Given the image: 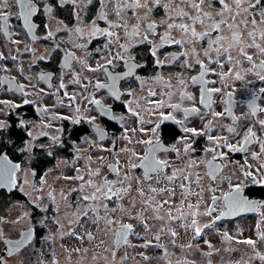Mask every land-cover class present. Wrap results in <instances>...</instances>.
Listing matches in <instances>:
<instances>
[{
  "label": "flooded vegetation",
  "instance_id": "1",
  "mask_svg": "<svg viewBox=\"0 0 264 264\" xmlns=\"http://www.w3.org/2000/svg\"><path fill=\"white\" fill-rule=\"evenodd\" d=\"M48 2L49 0H39L37 7L40 8V5ZM225 2L229 3L231 7H235L232 0H225ZM7 3V8H4L0 3V12L10 14L9 25L13 35L9 38L0 32V53L6 57L5 60L0 61V67L8 69L6 72L0 70V80L5 78L12 80L15 77L12 80L13 85H24L26 95H21L15 90V87L9 91L7 80L0 85V101H10L11 105H20L13 107L10 104L0 103V121L10 125L7 132H0V138H10L13 141L12 147L0 144V149L7 152L14 165H20L15 173V185L0 189V237H2L0 238V264H73V202L83 200V196H91L94 193L95 189L87 184L89 179H92L94 184H99L105 178L108 181H117L122 179L125 174L130 178L128 183L131 185V191L122 199L113 198V200H117L116 202L107 201L108 208L111 210L116 203L120 205V200H147L149 197H154L147 212L135 214L136 217H142V221L149 222L148 230L145 231L143 228V233L135 238L136 244L129 246L130 240L134 237L133 226V231L128 235L127 242H123L119 248L113 244L115 240L113 235L112 244L105 250V264H124L125 251L131 252L126 257L127 264H141V259L145 258L146 254H141L136 258L137 249H143L144 253H147L157 247L151 242L155 240L157 232H163L166 229L170 233L180 231L187 235L188 242L191 239L196 242L193 245H185L186 251L184 250L182 253L183 259L185 258L186 260H184L189 264H222L225 259H230L229 264H264V261L256 257V253L264 255V241L258 235V233L264 234V184L254 183L251 177L243 176L245 170L252 171L257 179L260 178V175H264V173H256V169L264 164V154L260 159L252 158L251 152H259V144L255 141L249 145L247 153H229L227 148H221L219 151L227 153V155L223 159L218 157L214 161L219 166L218 170L214 175L209 174L207 161L212 159L213 153L205 150L215 147V144L208 139V136H223L231 139L232 134L227 131V127L233 124V119L228 114L223 117H214L211 114L212 111L222 112L224 110L226 105L223 101L228 99L227 96L220 93L211 94L212 103L209 108L207 103H200L201 86L192 81V77H199L201 73L200 66L195 63V60L199 58L209 69L205 73V79L215 81V84L209 83L205 86L232 92V114L241 117L237 123H247L243 116L246 113L249 114L251 126L256 132L258 140L264 141V130L257 123L260 119H264V112L258 110L255 115H251V110L246 107L245 103H241L251 99L255 94L258 108H264V94L259 92V89L264 88V81L256 76V69H252L251 72L247 71L252 64H258L260 60L264 59V55L258 48L247 47L250 42L247 32L253 28L250 23L251 18L256 19L258 29H264V25L260 24V12L264 9V0H261V3L255 8L249 9L248 13L241 11L237 17L235 23L238 27L235 30L242 34L244 43L231 49L230 54L233 61L230 62L226 55L218 56L216 52L211 53L212 59H219L220 63H210L204 56L203 50L207 47V40L197 41L195 44H161L160 37L164 35L168 23H192L189 17L196 15L197 10L193 9L190 4H179V0H171L172 8L175 9L178 5L179 9L188 13L186 17L177 16L174 10L169 12L163 7L154 8L148 15V21H154L156 24L154 32L148 33V38L152 43H141L139 39L131 41L133 46L129 48V54L135 57V62L142 67L136 70L135 76L119 83L118 87L122 92L121 102H114L106 89L96 92L92 87L95 79L98 76L104 82L106 77L88 71L87 67L80 63V61H86L87 65L96 67L98 63H104V58L109 54L114 55L120 51L117 47L118 44L127 45L129 43V38L123 29L113 30L118 33L120 39L116 41L113 37L110 47H105L108 40L104 36H90L89 25L93 20H96L101 29H108V21L116 20L111 9H106L108 21L97 19L98 0H93L91 5H87V0H83L78 9L79 20L71 15V5L60 11L56 19L41 15L37 21L41 27L35 32L36 39H33L26 33V30L22 29V21L16 18L20 9L15 0H7ZM164 3H169V0H161V4ZM149 6L151 7V4ZM247 6L248 0H244L242 8ZM221 8L218 0H206L202 5V12H206L213 19L218 20L221 17L216 14ZM127 15L131 17L132 13L129 11ZM169 15L173 19L170 20ZM245 16L249 17L247 25L240 23V20ZM224 18L227 19L228 24L233 23L227 14ZM57 20L63 21L61 27L67 26L66 30L56 32L50 40L42 39L45 35L43 24L49 23L51 30L55 32ZM211 22L205 19L204 25H209ZM204 25L196 24L197 32L206 31L207 28ZM76 28L81 29L83 35L77 36ZM227 30L226 25H222L219 32H212V38ZM141 32H144L143 26ZM170 35L176 40L188 39L184 33L176 29L170 30ZM14 39H19L20 44L12 43L11 41ZM256 43L264 47V39H261L259 35ZM56 44L59 45V50L53 52ZM153 45L159 49L157 57L160 59L163 60L168 54L175 55L177 59L173 62L165 60L163 65H157L154 62L156 57H152L150 54ZM26 47L35 49V54L24 51ZM237 47H243L244 51L253 57L251 63L237 51ZM192 49L194 52L191 51ZM181 53H189V55L184 56ZM41 55L45 56L44 61L37 59L36 63H29L34 56ZM66 55H74L75 58L69 60L70 70L68 68L61 70ZM12 56H16L17 60H11ZM185 60L191 67H182ZM235 61H239V64H236ZM114 63V67L109 66V71L115 73L127 70L123 62L115 61ZM20 68L24 69L23 75ZM230 72L233 78L225 87L221 82L220 74L223 73L227 77ZM237 72L243 77L242 80H235ZM40 73L51 75L48 80L44 81L39 79ZM74 73L79 74L81 84L86 87L71 83ZM26 76L33 77L31 83L25 79ZM61 77L67 85L65 89L59 88ZM85 77L90 78L91 83L84 79ZM156 77H161L162 80L158 81ZM181 79L184 81L183 84L178 82ZM129 90L136 95H126ZM64 92H67L69 96L76 95V100L70 101ZM182 92H187L192 99L182 100L180 95ZM150 93H155V95H150ZM89 94H94L105 105H112L113 113L118 117L123 116V120L117 122L101 116L94 105H89L87 100L83 99ZM205 99L207 100V97ZM25 100L30 103L25 104ZM157 101H163L165 105L179 104L181 108H197L198 113H191L187 118L183 112H173L167 106L162 111L165 115L171 112L176 116V119L184 120L185 126L197 129L201 134L184 133L181 126L171 120H164L161 123L160 111L156 110ZM128 102H131L130 106L139 113L140 118L144 121H152V123L141 125L137 117L127 112ZM137 105L139 107H136ZM77 107L80 109L79 112L76 111ZM93 116L96 117L94 123L105 131L103 139L96 133L93 125L88 122V118ZM75 119H79L80 122L74 123ZM21 120L24 122L23 127L18 126ZM157 123H160V127L154 136L151 129ZM142 126L145 128V132L140 131ZM125 127L128 129L127 139H125ZM132 129H136L134 134ZM238 131L240 137L237 139H240L246 129L238 128ZM157 136L165 148L170 149L175 145L179 149V153L170 150L158 152L157 158L168 161V166L158 175L152 174L150 181H145L144 169L132 168L131 164L139 163L137 157L142 156L148 146L136 141L155 139ZM53 137L56 139L53 140ZM29 142L32 145L31 151L18 150L28 145ZM185 143H190L195 151L185 153ZM132 151L137 153V156H132ZM246 160L247 163H245ZM190 161H195L196 167L188 168ZM109 165H116L119 170L118 174L112 172ZM74 170L80 172L83 179H80L74 186L62 188L60 174ZM97 171L98 175L90 176L91 172ZM174 171L176 177L169 182L165 177L172 175ZM185 175L189 177L188 180L183 179ZM197 175L199 181H197ZM182 183L185 185L184 188H181ZM149 185L156 188L157 191L150 193ZM233 185L241 187L243 189L241 195L257 201L260 206L255 209H239L231 214L221 216L217 220L216 217L220 216L222 211L227 212L222 198L225 193L231 191ZM82 186L83 190L81 191ZM119 186L117 185V187ZM138 187L144 189V196H140L136 191ZM96 195L99 196L100 193H96ZM212 196L218 198L217 203H213ZM60 200L68 201L65 208L62 207ZM166 200L170 203L163 204ZM182 200L181 210L185 214L183 217L176 211L177 207H181ZM157 203L162 205L158 214L152 211ZM189 204L193 207L189 208ZM169 208L172 209V216L180 218L170 220L167 214ZM209 208L214 211L210 215H205L204 213ZM192 212L196 213L195 217L190 215ZM157 215L162 216L163 219H157ZM120 217L121 213L116 216V220ZM193 218L197 220V226L202 229L200 236H196L194 229L188 226L191 225ZM129 220L144 226L141 219ZM117 224L111 225L114 229L112 233L120 226ZM209 224L212 226L204 227ZM152 225L154 226L152 227ZM151 228L154 230L152 231ZM30 229L32 235L26 244L9 254L10 245L5 241L19 240L22 238V234ZM224 233H227L228 237H225ZM87 234L84 237L87 240H93ZM246 239L256 242L255 249L247 244L237 242ZM145 243H148L147 247H143ZM152 253L154 260L148 262L156 264L154 261L160 258L159 254H162V250L157 248Z\"/></svg>",
  "mask_w": 264,
  "mask_h": 264
},
{
  "label": "snow or ice",
  "instance_id": "2",
  "mask_svg": "<svg viewBox=\"0 0 264 264\" xmlns=\"http://www.w3.org/2000/svg\"><path fill=\"white\" fill-rule=\"evenodd\" d=\"M206 2V0H179V4H190V6L193 9L197 10V14L194 16L189 17L192 21L191 24H176V23H168L166 25V31L164 35L160 37L161 44L167 45L169 43L176 44V45H183L184 43H192L195 44L197 41L207 40V47L204 48V56L208 58L210 63H220L219 59L213 60L211 57L212 52H216L218 56L226 55L227 59L232 62L233 58L230 54L231 49L234 46H240L244 43L242 39V34L235 30L238 25L235 23L237 20V17L240 15V12L243 11L244 13H248L249 9L255 8L256 5L261 3V0H248V6L242 8V3L244 0H232V3L235 5V7H231L229 3L225 2V0H218L219 4L222 6L221 10L216 14L217 16L221 17V19H213V17L206 13L202 12V5ZM0 3H2V6L4 8L8 7L7 0H0ZM16 5L19 6V13L17 15V19L22 21V29L26 30V33L31 36L33 39H36L35 32L38 31L41 27L40 23L37 21L39 20L41 15L46 16L50 19H56L57 14L65 10L67 6L71 5V15L79 20L80 18V12L79 8L81 3H83V0H49L48 3H44L40 5V8L37 7V4L39 3V0H15ZM93 3V0H87V5H91ZM99 3V12L97 19L101 21H108V11L106 9H111L112 13H114V16L116 17V20L114 21H108V29H101L96 20H93L91 24L89 25V34L92 37H100L104 36L108 43L105 45V47H110L112 43V38L115 37L116 41H119L120 37L117 32L113 31L114 29H123L125 34L129 38V43L127 45L124 44H118L117 47L120 49V51H117L114 55L109 54L107 57L104 58V63H98L96 67H92L90 65H87L86 61H80L82 65L87 67L88 71L92 73H97L100 75H103L106 77V81L102 82L99 77L95 79V83L92 84V87L95 89L96 92H99L101 89H106L108 92V95L112 98L114 102H121V96L122 92L121 89L118 87L119 83L121 81H124L128 78H131L135 76L136 70L138 68H141L142 66L137 64L135 62V57H132L129 54V48L132 47V39H139L141 43H152L148 38L149 32H154L156 28V24L154 21H148V15L153 11L154 8L157 7H163L166 10L175 11L177 16L186 17L188 16V13L183 12L181 9H179L178 5L175 9L172 8L171 0H169V3L161 4V0H98ZM151 4V7L149 6ZM87 5H85V8H87ZM42 8V11H41ZM132 13V16L129 17L127 15L128 12ZM230 18L233 23L228 24L227 19L224 17L226 16ZM261 20L260 24L264 25V9L260 12ZM9 19L10 14H7L5 12H0V32L4 34L5 37H11L13 34L10 31V25H9ZM169 19H173L171 15H169ZM208 19L212 21L209 25H204V20ZM134 21V22H133ZM240 23L247 25L249 23V17L245 16L242 20H240ZM250 23L253 25V28L251 31L247 32V37L249 39V43L247 44V47H255L258 48L260 53L264 55V47H262L260 44L256 43L257 36L261 39H264V29H258L257 28V21L255 18H251ZM63 24V21L57 20L55 25V32L51 30L49 23H44L43 28L45 31V35L42 37L44 40H50L55 36L56 32H60L62 30H66L67 26H64L63 28L61 25ZM201 24L204 25V27L207 28L206 31L197 32L195 25ZM222 25H226L227 31L223 34L216 35L214 38H212V32L216 31L219 32L221 30ZM144 27V32H141V27ZM176 29L184 33L188 39L186 40H176L170 35V30ZM75 33L77 36L83 35V31L79 28L75 29ZM18 35V34H17ZM14 44L19 45L20 40L14 39L11 41ZM227 44V47L225 45ZM59 50V45L56 44L53 48V52ZM159 49L153 45V47L150 49V54L152 57H156L155 63L157 65H163L165 63V60L169 62H173L177 59V57L173 54H168L165 56V58L162 60L159 57H157V51ZM24 51L32 52L35 54L36 50L32 48L26 47ZM99 51V49H97ZM191 51L194 52V49ZM237 51L242 53L245 58L249 61V63L252 62L253 57L251 55H248L243 47H237ZM181 55L187 56L189 53H181ZM74 55L65 57L63 64L61 65V70L65 68H69V60L74 59ZM6 57L3 53H0V61L5 60ZM39 59L41 61L45 60V56L41 55L38 57L33 58L29 63L34 64L36 63V60ZM50 59V55H49ZM11 60L16 61L17 57L12 56ZM115 61H121L124 65H126L127 70L122 72H111L109 71V66H115ZM195 63L200 66L201 73L199 77H192V81L194 84H199L200 87V103L205 104L207 103L209 108L211 106V94L213 93H220L224 96H227L228 99L224 100L223 103L226 105L224 110L222 112H216L212 111V115L214 117H223L225 114H228L233 119V124L227 127V131L232 134L231 139L229 137H213L211 135L208 136V139L210 141H213L215 144V147L206 149L205 151H210L213 153V157L211 160L207 161V167L209 169V174L214 175L215 172L218 170V165L214 163V161L219 157L223 159L226 157L227 153L219 151L221 148H227L229 153L236 152V153H247L249 149V145H251L254 141L259 144V152H251V156L253 159H260L261 155L264 154V141H260L257 138L256 132L253 130V126H251V121L249 119V114H245L243 116V119L247 122L245 124H238L237 122L241 119V117H236L232 114V108L231 105L233 103V93L232 92H225L221 88L217 87H206V84H215V81H207L205 79V73L209 71L208 67L205 65L204 61L197 58L195 60ZM236 64H239V61H235ZM182 67H191V65L188 63L187 60L184 61ZM223 67V65H221ZM252 69H256V76L261 80L264 81V59L260 60L258 64H252L251 68L247 69V71L251 72ZM0 70L2 71H8L6 67H0ZM21 74L23 75L24 69H19ZM49 73H40L39 79L41 80H48L50 78ZM221 82L224 83L225 87L228 86L229 81L233 78L231 72L227 74V77L225 74H220ZM235 80H242L243 77L239 72L235 74ZM15 77L12 78L14 80ZM26 80L31 83V80L33 77L26 76ZM84 79L88 80L89 83H91V79L88 77H85ZM139 79V77H137ZM158 81L162 80L161 77H156ZM7 78L4 80H0V85H2ZM12 80H7L8 83V90L12 91L13 87H15V90L20 92L21 95H26L24 92V85L22 84H16L13 85ZM179 83L183 84L184 81L181 79L178 81ZM71 83L81 85L82 87H86L81 84V79L78 73L73 74V78L71 80ZM60 89L67 88V85L63 81V77L60 78ZM259 92L264 94V88L259 89ZM65 96H68L70 101L76 100V95H71L67 92H64ZM126 95L133 96L136 95L133 91L129 90ZM150 95H155V93H150ZM181 99H192V97L187 92H182ZM207 97V100L205 99ZM83 99L87 100L89 105H94L96 110L99 112L101 116L107 117L109 120L112 121H122L123 116H117L113 113L112 105H105L102 100L97 99L94 94H89L88 96L83 97ZM0 103L10 104V101H0ZM25 104L30 103V101L25 100ZM241 103H245L246 107L251 110V115H255L257 111L264 112V108H258L257 105V96L253 94L252 98L247 100L246 102L242 101ZM129 106L127 107V112L130 113L132 116L137 117V119L140 121L141 125L144 123H152V121H144L142 118L139 117V113L134 111V109L130 106L131 102H128ZM13 107H19L20 105H11ZM167 106L173 110V112H183L185 118H187L191 113H198V109L193 107L191 109L188 108H181L179 104H168L165 105L163 101H157L156 110L160 111L161 116V123L164 120H171L177 125H180L182 128V131L184 133H192L193 135H200L201 133L194 128H189L185 126L184 120H178L176 119V116L173 115L171 112L165 115L162 111V109ZM136 107H139L137 105ZM79 107L76 108V111L79 112ZM87 111V109H86ZM203 118V117H201ZM67 119V117H65ZM96 117H89L88 122L93 125L94 130L99 135L101 139L105 137V131L102 129L98 124H95ZM74 123H79V119H75L73 121ZM211 123V122H209ZM262 130H264V119H260L257 122ZM19 127L24 126V122L21 120L18 124ZM160 123H157L155 127L151 129L154 136L157 133V129H159ZM223 127V126H222ZM10 128V125L4 121H0V132H7ZM238 128L240 129H246L244 131L242 138L237 139V137H240V132L238 131ZM134 134L136 132V129L131 130ZM141 132H145V128L142 126L140 128ZM125 132V139H127V132L128 129L124 128ZM31 135V133H29ZM56 137H53V140H55ZM131 142V141H130ZM139 144L147 145L148 147L144 151L142 156H138L139 163H132V168H143L144 169V179L145 181H150L152 178V174H159L163 172L165 167L168 166V161L158 159L157 153L160 151H173L179 153V149L175 147V145L171 146V148H165L158 136L155 139H142L136 141ZM0 144H7L9 147H12L13 141L9 139H3L0 138ZM32 145L29 142L28 145H26L23 148L18 149L19 151H31ZM184 151L185 153H189L191 151H195V149L192 147L190 143H185L184 145ZM51 154V153H49ZM132 156H137V153L134 151L131 152ZM247 163V160L245 161ZM19 164H13L11 160L9 159V156L7 152L3 149H0V185H6L8 187H12L15 185V173L19 169ZM196 167L195 161H190L188 164V168ZM243 168V166H241ZM251 166L249 165V168ZM109 169L118 174V168L116 165H109ZM257 174L264 173V164L260 165V168L256 169ZM97 172H91L90 176L98 175ZM244 177H251L254 183H260L264 184V175H260V178L257 179L256 176L253 174L252 171L245 170L243 171ZM176 177L175 171L170 176H166L165 179H167L169 182L174 180ZM79 179H83L82 176L78 177ZM188 176L185 175L183 177L184 180H188ZM129 176L127 174L124 175L122 179H119L117 181H108L106 178L99 184H94L92 179H89L87 181V184L95 189L94 193L91 196L85 195L82 197L83 200L88 201H105L102 204V207L104 209V212L106 213V218H101L99 215H97L96 219L93 221L94 224H99L100 220H104V225L108 230H111V225L115 223H119L120 226L113 232V235L115 237V240L113 241L114 245L120 244L122 241L127 242L128 235L133 231V225L130 223H121L120 220H122L124 217H127L128 219H141L142 217H133L129 213L128 209L123 208L120 205H117V207H114L111 209L112 213L120 212L121 217L118 220L112 219L110 216H107L109 212L108 203L107 201H112L113 198H116L117 200L122 199L124 195L128 194L131 191V185L128 183ZM197 181H199V176L197 175ZM117 185H120L117 187ZM127 185V186H124ZM185 185L182 183L181 188H184ZM115 188V190H113ZM83 190V186L81 187V191ZM149 192L155 193L157 191L156 188L151 187L149 185ZM136 191L140 194V196H144V189L142 187H138ZM171 191V190H169ZM211 191V189H210ZM243 189L239 187L238 185H233L231 187V191L224 194V197L222 198V202L227 207V212L222 211L220 216H217L216 219L219 220L221 216L228 215L233 213L234 211H237L239 209H248V208H258L260 205L257 201L251 200L248 197L242 196ZM96 193H100L99 196L96 195ZM154 199V197H149L147 200H143L142 204L145 205L144 212H147L148 206L151 205V201ZM213 203L218 202V198L216 196L211 197ZM170 201H164L163 204H169ZM130 204L134 206L135 200L130 199ZM183 200L181 201V207H177L176 211L180 213V216L183 217L185 214L183 213L182 209ZM99 207V206H98ZM98 207H92L91 205L88 207V209L84 212V216H88L89 212H98ZM162 205L157 203L154 208H152V211L155 213H159L161 210ZM189 208H192L193 206L191 204L188 205ZM172 209L169 208L168 210V218L170 220H176L180 217H174L171 215ZM214 211L213 209L209 208L208 211H206L205 215H210L211 212ZM192 217L196 216L195 212L190 213ZM157 219H163L162 216L157 215ZM143 222V221H142ZM214 223V221H213ZM194 229L195 235L200 236L201 234V227L197 226V220L193 218L191 220V225H188ZM186 226V227H188ZM212 225H205L204 227H211ZM145 231L148 230V226L145 223L144 224ZM32 235V230H28V232L22 234V238L16 241H5L6 244L10 245L8 248L9 254L14 252L17 249L22 248L26 242L30 239ZM90 239H92V233L87 234ZM260 239L264 241V234H259ZM172 236H176V232H172ZM225 237H228L227 233H224ZM2 238V237H0ZM230 238V237H229ZM157 240H159V236L156 237ZM104 241L101 240V243ZM238 243H243L251 246L253 249H255L256 242L252 239H246L242 241H237ZM148 243H145L143 247H147ZM159 246V245H157ZM190 246V245H189ZM256 257L259 258L261 261H264V255H260V253H256ZM147 258V257H145Z\"/></svg>",
  "mask_w": 264,
  "mask_h": 264
},
{
  "label": "rangeland",
  "instance_id": "3",
  "mask_svg": "<svg viewBox=\"0 0 264 264\" xmlns=\"http://www.w3.org/2000/svg\"><path fill=\"white\" fill-rule=\"evenodd\" d=\"M81 175L80 172H62L60 174V180L62 188H68L70 185L74 186L80 179L78 178ZM117 200H113L116 202ZM143 200H135L134 206L130 204V200H120V206L123 208L128 209L131 216H135L136 213H144L145 205L142 204ZM61 205L63 208L67 206V200H60ZM105 201H85V200H76L73 202V264H105L106 257V247L112 244L113 233L112 231L113 226H111V230H108L104 225V220L101 219L99 224H94L93 221L96 219L97 215L101 218H106V213L102 207V204ZM122 203V205H121ZM116 203L112 208L117 207ZM98 207V212H89L88 216H84V212L88 209L89 206ZM111 208V209H112ZM120 212L112 213L109 210L107 216H110L112 219L116 220V216H118ZM136 217V216H135ZM118 218V217H117ZM121 223H130L134 226V237L130 240L129 246L135 245L137 236L142 234L143 228L145 227L135 223L133 220H129L127 217H124L120 220ZM142 223L149 224L147 221H143ZM117 224V223H116ZM119 226V224H117ZM151 226V225H149ZM154 225H152L153 227ZM162 226V225H161ZM167 228V226H166ZM152 231L154 230L151 228ZM156 231V230H155ZM176 232V236H172V233L168 231V229L163 230V232H157V236H159V240L155 238L151 242L152 245L157 246L149 250L147 253H144L143 249H137L136 258L141 254H146L147 258H142L141 264H150L148 261H153L152 252L154 249L159 248L162 250V254L160 258L155 259L156 264H189L187 261L183 259V251L186 249L184 248L185 245H193L196 244L194 240H190L188 242L187 235L181 233L180 231ZM86 233H92L93 240H87L84 235ZM156 236V237H157ZM101 240L104 242L101 243ZM128 245V244H127ZM131 252L125 251V262L128 260L126 257ZM133 254V253H132ZM144 257V256H143ZM192 260V258H189ZM230 259L223 261L222 264H229ZM129 264V263H128Z\"/></svg>",
  "mask_w": 264,
  "mask_h": 264
},
{
  "label": "water",
  "instance_id": "4",
  "mask_svg": "<svg viewBox=\"0 0 264 264\" xmlns=\"http://www.w3.org/2000/svg\"><path fill=\"white\" fill-rule=\"evenodd\" d=\"M2 188H7V186L6 185H0V189H2ZM122 245H123V241L120 244L116 245V248H119Z\"/></svg>",
  "mask_w": 264,
  "mask_h": 264
}]
</instances>
